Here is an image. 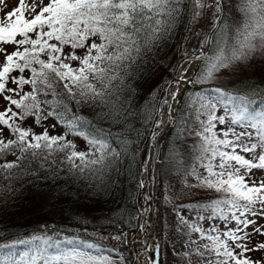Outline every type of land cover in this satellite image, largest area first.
Masks as SVG:
<instances>
[{
    "label": "snow or ice",
    "instance_id": "snow-or-ice-1",
    "mask_svg": "<svg viewBox=\"0 0 264 264\" xmlns=\"http://www.w3.org/2000/svg\"><path fill=\"white\" fill-rule=\"evenodd\" d=\"M8 3L0 0L4 189L22 175L61 169L74 183L106 187L109 170L126 155L129 141L120 136V147L114 146L111 128L129 129L135 73L153 49L171 38L187 5L184 0H15L5 10ZM237 10L244 22L230 43L223 0H191L190 23L210 12L213 31L204 39L205 51L194 58L201 62L194 69L198 75L189 79L181 74L169 82L175 85L168 93L173 101L181 82L205 84L220 74L244 75L258 65L264 73V0H240ZM213 92L197 93L192 100L193 162L179 175L182 197L193 200L173 205L181 243L172 242L170 252L175 264H264V107L254 108L252 98L259 95L264 103V89L251 85L249 93L240 94L239 89L216 87ZM163 103L171 109L167 98ZM218 106L224 115H217ZM82 108L87 115L80 114ZM156 113L146 105L143 121L150 122ZM162 115L155 129L164 123ZM58 127L61 134H50ZM183 127L177 126L178 135ZM156 135L153 131V139ZM77 139L84 141L83 150ZM144 186L141 181L139 187ZM141 230L147 232L144 225ZM58 237L33 234L0 243V264H127L115 247L111 251L118 259L104 255L98 243ZM111 239L128 243L123 232ZM167 252L156 239L151 244L144 240L135 264H166Z\"/></svg>",
    "mask_w": 264,
    "mask_h": 264
},
{
    "label": "trees",
    "instance_id": "trees-1",
    "mask_svg": "<svg viewBox=\"0 0 264 264\" xmlns=\"http://www.w3.org/2000/svg\"><path fill=\"white\" fill-rule=\"evenodd\" d=\"M184 2L187 8L175 26L171 38L162 41L159 47L153 49L149 58H146L139 66L135 79L131 82L134 92L129 97V100L133 102V115L129 117L131 121L129 129H122L120 125H114L111 128L114 146L120 147L117 139L120 136L126 137L129 142L126 155L121 157L105 177L106 187L96 190L85 187V184L79 180L74 183L64 169L59 172L41 170L35 175H22L11 182V185L8 184L7 187L10 190H6L4 194L0 192V243H10L21 238L28 239L33 234L47 233L56 236L59 233L58 238L76 236L98 243L102 246L104 255H111L113 259H118L116 252L111 251L115 247L124 254L127 264H135L134 254L141 248L145 233L140 226L146 210L142 208L139 199L143 192V188L139 185L145 162L147 171L144 174V190L150 197L147 218L145 217L148 222L146 228L149 229L147 241L149 243V240L154 238L161 247L165 245L168 250L171 249L172 240L169 235L171 227L166 228L164 220L165 213L167 214L169 207L174 205L169 203V199H179L185 204L188 202L184 201L193 200L191 196L182 197L181 190L184 189V184L179 175L193 162L192 149L196 138L189 135V129L195 121V106L192 100L197 93L207 96L215 95L212 90L219 87L213 82H208L193 84L186 89L176 111L175 123L164 125L151 141L157 148L159 146L161 148V159L158 160L150 147V139L164 90L170 86L172 89L175 88V85L169 82L174 78L177 70L180 71L187 65L186 57L193 55L190 44L199 41L203 34L206 37L210 36L213 31L211 13L202 16L197 23H190L191 0H184ZM223 3V23L232 31L236 27V18L243 16L239 11L232 13L231 10L235 7L230 0H223ZM185 35H188V40L183 46ZM203 49L205 51L204 47ZM206 50L209 55H212L211 45L207 46ZM253 70L258 73L260 67H254ZM257 79L258 77L255 76L251 85L264 89V84L261 87ZM231 88H238L240 94L249 93V86H245L244 83L234 84ZM252 98L255 101L254 108L259 110L264 107L261 96ZM179 101L180 99L174 106ZM149 104L157 109V113L150 122L145 123L143 113L145 106ZM80 114L87 115V112L82 108ZM224 114L223 108L218 106L217 115ZM180 124L184 127L178 135L176 129ZM133 127L135 130H130ZM49 131L52 135H58L63 132V128L58 127ZM76 142L80 150L85 148L83 140L77 139ZM187 148L190 152L185 151ZM174 180L179 192L170 198L168 189L173 187ZM4 184L5 182L0 180L2 189ZM204 199L203 197L201 201ZM122 232L127 234V245L111 239ZM174 241L181 243V237L175 238ZM20 250H23V246H20Z\"/></svg>",
    "mask_w": 264,
    "mask_h": 264
},
{
    "label": "rangeland",
    "instance_id": "rangeland-1",
    "mask_svg": "<svg viewBox=\"0 0 264 264\" xmlns=\"http://www.w3.org/2000/svg\"><path fill=\"white\" fill-rule=\"evenodd\" d=\"M231 1V3H232V5L235 7V9H233V10H231L232 11V13L234 14L235 12H238V10H237V6L240 4V0H230ZM15 5V0H9V3H8V7H7V9H5V10H10L13 6ZM0 16H2V13H0ZM241 16H243L242 14H241ZM235 22H236V27H238V26H240V25H242L243 24V22H244V17H240V18H236V20H235ZM228 27L229 26H227V33H228V38H229V42L231 43L232 42V38L234 37V34H235V29H236V27H234V29L232 30V31H230L229 29H228ZM205 37L206 36H204V34L199 38V41H197V42H192L191 44H190V46L191 47H193V46H197V49H196V52L193 54V55H191V56H189V57H186V59L188 60V63H187V65L185 66V67H183L180 71L179 70H177L176 71V73H175V75H174V77H175V80L177 79V77H178V75H181V74H184V72H185V70L187 69V67H189L190 66V64L195 60L194 58H195V54H197V55H199V54H202L203 52H204V49H203V47H202V45L204 44V39H205ZM188 40V35H185L184 36V42L182 43V45L184 46V44L186 43V41ZM196 43L199 45H196ZM194 44V45H193ZM190 47V48H191ZM184 49H186V48H184ZM190 58H191V60H190ZM189 60H190V62H189ZM198 62H199V60H197ZM201 64V62L199 63V65ZM260 66L258 65V66H256L255 68H259ZM255 70H253V68L250 70V71H247L244 75H242V74H240V73H236V74H232V75H223V74H220V75H218V78L217 79H215V80H213V81H211V82H213V83H215L217 86H219V87H222V88H224V89H228L229 91H232V90H234V89H238V88H231L234 84H238V80H241V79H243V83H244V85L245 86H250L251 85V82H252V80L255 78V76H257L258 77V79H257V82H259V85L262 87V85L264 84V73H262L261 72V70H258V73H255L254 72ZM196 74H197V72L195 71V73H194V75H193V78L196 76ZM246 77V78H245ZM172 81V80H171ZM193 84H191L190 83V85L189 86H187V87H185L184 89H185V91H186V89L188 88V87H190V86H192ZM180 88H181V92H180V94L177 96V99L178 98H180L181 96V98H180V101L178 102V104L176 105V106H174L175 105V102H176V100H172L171 99V97L168 95V93H169V91L170 90H174V89H172V87L170 86V87H166V89L164 90V95H163V97H162V99H161V101H160V106L159 107H161V111H162V113H163V115H162V119H163V124L161 125V127L159 128V129H157V131L158 132H160V130L163 128V126L164 125H166L167 123H171V124H174L175 123V121H176V114H174V116H172L173 115V107H177L176 108V111L178 110V108H179V106H180V104H181V102H182V99H183V97H184V94H185V91H184V89H183V91H184V93H183V91H182V85L180 84ZM213 91V90H212ZM183 93V94H182ZM241 94H243V93H241ZM168 99V101H169V104H171V109H169V106L167 105V104H164L163 103V101H164V99ZM176 111H175V113H176ZM170 113H171V119H170ZM158 116L159 117H157V119H160L161 118V116H160V114H159V109H158ZM218 127V129L219 128H222L223 126H221V125H218L217 126ZM38 130H41V129H37V131ZM153 131H156V129L154 128L153 129ZM153 140V138L150 140V142ZM150 147H152V149H153V152H154V154L155 155H157V159H158V156H159V151H160V146L157 148V146L154 144V142H151V145H150ZM158 149V150H157ZM186 152H190V150L187 148L186 150H185ZM186 154V153H185ZM9 159H11V157L9 158ZM152 165V164H151ZM144 174H145V164H144V167H143V182H144ZM175 181L176 180H174V185H173V187H171L170 189H168V191H169V197L171 198L173 195L174 196H176V194L175 193H178L179 192V189H178V187L175 185ZM9 185H11V184H9ZM0 192L2 193V194H4L5 192H6V190L5 189H2V187H1V185H0ZM180 194V193H179ZM149 198L150 197H148V195H147V193H146V191L144 190V187H143V192H141V194H140V197H139V199H140V201H141V205H142V208L144 209V211L146 210V212L144 213V219H142V225H144V227L146 228V226H148V222H147V219L145 220V217H146V214H147V211H148V204H149ZM182 198V197H181ZM184 198V197H183ZM186 198H188V197H186ZM197 198V200H201L203 197L202 196H199V197H195V199ZM184 202H190V201H184ZM170 203V202H169ZM179 203H181L180 202V200L178 199V200H172L171 199V203L170 204H176V205H178ZM157 212H158V214H160V212L158 211V210H156ZM165 215L166 216H164V220H165V226H166V228H167V226H170L171 227V230H170V232H169V235H170V237H171V240H172V242H174L175 243V241H174V239L176 238V239H178V237H181L180 236V233L179 232H177L175 229H176V213L173 211V206H170L169 207V209L167 210V214L165 213ZM147 218V217H146ZM141 227V226H140ZM147 229V232L146 233H144L143 234V237H142V241H144V240H147L148 239V237H149V235H148V233H149V229L148 228H146ZM154 238H151L150 240H149V244H151L152 243V240H153ZM254 239H259V237H256V238H254ZM171 242V243H172ZM170 243V242H169ZM177 246H179V244L180 243H175ZM162 248H167L165 245L162 247ZM253 258H256V254H253ZM142 259H143V257H142ZM165 260H166V264H175V258L171 255V252H170V250H168V252H167V254L165 255V258H164Z\"/></svg>",
    "mask_w": 264,
    "mask_h": 264
},
{
    "label": "bare ground",
    "instance_id": "bare-ground-1",
    "mask_svg": "<svg viewBox=\"0 0 264 264\" xmlns=\"http://www.w3.org/2000/svg\"><path fill=\"white\" fill-rule=\"evenodd\" d=\"M197 65H198V61H197V60H194V61L190 64V66L187 67V69H186L185 72H184V75H186L189 79L193 78V75H194V73H195L194 69L197 68ZM188 84H189V83L181 82V85H182V91H183V89H184L185 87H187ZM184 91H185V89H184ZM184 91H183V93H184ZM183 93H182V94H183ZM181 97H182V96H181ZM181 97H180V98H181ZM180 98H178V99H180ZM178 99H177V100H178ZM177 100H176V101H177Z\"/></svg>",
    "mask_w": 264,
    "mask_h": 264
},
{
    "label": "water",
    "instance_id": "water-1",
    "mask_svg": "<svg viewBox=\"0 0 264 264\" xmlns=\"http://www.w3.org/2000/svg\"><path fill=\"white\" fill-rule=\"evenodd\" d=\"M196 49H197V46H193V47H191L190 48V51H191V53H195L196 52ZM185 50V49H184ZM200 55V54H199ZM195 57L197 56V54H195L194 55ZM199 63H200V61H199ZM175 80V78L173 79V81ZM190 85V83L187 85V86H189ZM176 108L177 107H173L172 109H173V115L172 116H174V114H175V111H176ZM160 112H161V107L159 108V114H160ZM160 158H161V149H160V151H159V156H158V160H160ZM144 164H145V162H144ZM141 181H143V176H141Z\"/></svg>",
    "mask_w": 264,
    "mask_h": 264
}]
</instances>
